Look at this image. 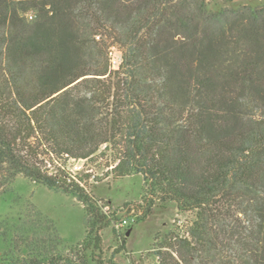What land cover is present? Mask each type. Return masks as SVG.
I'll return each mask as SVG.
<instances>
[{"label":"trees","instance_id":"obj_1","mask_svg":"<svg viewBox=\"0 0 264 264\" xmlns=\"http://www.w3.org/2000/svg\"><path fill=\"white\" fill-rule=\"evenodd\" d=\"M107 153L114 178L142 176L147 212L195 213L158 264H264V5L0 0V196L21 175L86 214L68 253L53 225L21 226L14 250L1 235L7 264H116L90 176L68 170Z\"/></svg>","mask_w":264,"mask_h":264},{"label":"rangeland","instance_id":"obj_2","mask_svg":"<svg viewBox=\"0 0 264 264\" xmlns=\"http://www.w3.org/2000/svg\"><path fill=\"white\" fill-rule=\"evenodd\" d=\"M208 2L212 11L243 5H264V0ZM110 57L111 64L117 69L122 57L117 45L112 46ZM107 159H110L109 153L95 161H72L68 165V170L77 180L90 176L83 186L111 219L110 227L101 232L103 257L114 260L116 264H158L155 256L157 245L171 231L185 235L195 219V213L180 212L175 203H168L165 207L156 204L150 213L147 212L142 176L114 178L109 173L110 168H107ZM124 219L129 221V225L117 228V224ZM52 225L62 239V246L58 249L68 253V248L77 246L86 236L84 206L72 196L49 190L24 176H17L8 192L0 196V236L7 234L9 242L13 240L10 248L14 250L16 242L21 239L20 234L15 235V231L21 226L46 229ZM45 234L50 235V231H45ZM8 246L0 240V264H7L4 258Z\"/></svg>","mask_w":264,"mask_h":264},{"label":"built area","instance_id":"obj_3","mask_svg":"<svg viewBox=\"0 0 264 264\" xmlns=\"http://www.w3.org/2000/svg\"><path fill=\"white\" fill-rule=\"evenodd\" d=\"M129 225V221L127 219H124L122 221H120L118 224H117V228H124V227H127Z\"/></svg>","mask_w":264,"mask_h":264}]
</instances>
